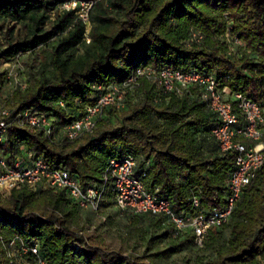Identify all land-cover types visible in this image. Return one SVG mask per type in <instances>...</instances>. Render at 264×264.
<instances>
[{
	"label": "trees",
	"instance_id": "obj_1",
	"mask_svg": "<svg viewBox=\"0 0 264 264\" xmlns=\"http://www.w3.org/2000/svg\"><path fill=\"white\" fill-rule=\"evenodd\" d=\"M60 1L0 0V63L13 61L25 73V87L17 83L0 107L8 110L5 119L23 110L54 117L49 135L26 124L9 125L0 157L11 164L30 151L50 167L69 170L83 186L98 187L110 159L132 154L138 168L149 160L145 183L173 210L196 214L221 206L236 153L221 151L211 136L217 123L199 86L164 92L140 78L126 93L119 125L110 117L120 109L108 107L92 134L69 140L62 130L96 100L98 86L121 83L141 65L211 74L221 87L263 103L264 0L98 1L87 32L71 11L57 9ZM44 47L47 61L19 60ZM6 74L0 71V84ZM110 202L112 189L105 185L101 204ZM80 208L65 189L21 185L0 193V264H36L29 252L8 257L4 243L14 238L36 244L47 264H147L130 252L88 243L70 222ZM127 212L140 219L150 256H170L195 244L190 231L176 235L163 216ZM166 238L167 245L158 247ZM19 247L15 240L14 253ZM201 247L212 249L209 264H264V166L242 189L227 222L207 230Z\"/></svg>",
	"mask_w": 264,
	"mask_h": 264
},
{
	"label": "built area",
	"instance_id": "obj_2",
	"mask_svg": "<svg viewBox=\"0 0 264 264\" xmlns=\"http://www.w3.org/2000/svg\"><path fill=\"white\" fill-rule=\"evenodd\" d=\"M98 1L104 0H61L57 9L61 12L71 11L86 26L87 32L91 11ZM194 37L198 40L201 35L196 34ZM85 41H89L87 36ZM235 42L239 43L238 40ZM140 78L155 83L164 92L181 93L191 85L200 87V98L215 115L217 123L210 130L211 136L221 151L231 150L236 153L235 169L227 181L228 196L221 206L207 211L201 209L196 214L173 210L167 199L159 197L156 190L145 183L149 160L143 161L142 167L138 168V160L132 154L110 159L102 175L103 182L98 187L83 186L69 170L50 167L42 156L30 151L15 157L11 164L0 157V193L6 194L21 185L32 189L38 185L45 189H65L68 197L79 207L97 210L103 200L105 185H110L114 205L119 210L163 216L173 226L176 235L190 231L195 244L201 245L209 228L220 227L227 222L242 189L255 177L257 170L264 166V102L257 103L241 92L231 91L226 86L221 87L211 74L141 65L121 83L98 86L100 92L96 100L86 105L80 116L63 127V136L72 140L92 134L106 108H123L126 93L138 86ZM58 103L63 106L61 101ZM7 116L8 110L0 108V144L5 141L8 126L11 124H26L41 129L45 135L52 131L53 116L29 110L5 119ZM192 205L198 208L199 200L194 197ZM0 240L2 241L1 235ZM15 240L20 242L17 253L13 250ZM4 247L9 258L14 254L29 252L37 257L36 264H47L38 256L36 244L26 245L20 239L14 238L12 242L4 243Z\"/></svg>",
	"mask_w": 264,
	"mask_h": 264
},
{
	"label": "rangeland",
	"instance_id": "obj_3",
	"mask_svg": "<svg viewBox=\"0 0 264 264\" xmlns=\"http://www.w3.org/2000/svg\"><path fill=\"white\" fill-rule=\"evenodd\" d=\"M231 44V43H230ZM235 48L234 46H232ZM36 57L37 60H48V51L44 47L43 51L36 54H25L19 57ZM5 69L7 74L0 84V107L4 100L11 94L17 83L25 87V73L22 66L14 68V62H1L0 71ZM136 98V97H135ZM125 107L118 110L110 120L113 124L119 125L120 118ZM132 221L134 223H132ZM73 226L82 230L88 243L105 247L109 250L130 252L138 256L140 261L147 264H209L213 259L212 249H204L201 245L191 244L178 253L170 256H150L153 250H145L143 233L141 232V221L137 216L129 214L127 211L119 210L113 203H102L97 210L89 207L80 208L76 217L70 220ZM227 233L226 229L223 230ZM168 243V238L162 240L158 247L164 248Z\"/></svg>",
	"mask_w": 264,
	"mask_h": 264
}]
</instances>
